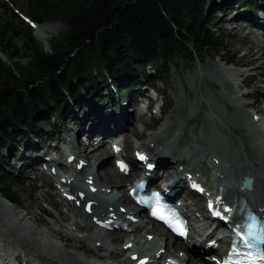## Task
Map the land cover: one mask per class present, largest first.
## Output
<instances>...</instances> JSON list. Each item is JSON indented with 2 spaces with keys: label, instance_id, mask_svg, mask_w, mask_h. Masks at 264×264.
Segmentation results:
<instances>
[{
  "label": "bare ground",
  "instance_id": "bare-ground-1",
  "mask_svg": "<svg viewBox=\"0 0 264 264\" xmlns=\"http://www.w3.org/2000/svg\"><path fill=\"white\" fill-rule=\"evenodd\" d=\"M216 9H218L217 4L214 6V10ZM223 15H226V13ZM236 15L241 20H246L250 24L249 26H252L241 28L245 30L243 38L251 43L252 49L259 55V58L252 62L253 64L249 62L246 64L249 68L255 69V71L259 70L260 75L264 77V27L258 26L260 17L256 14L251 15V12H239ZM220 20L224 21L225 16L220 18ZM38 28L39 25H35V29L37 30ZM53 29V25L44 27L45 31H52ZM39 32H41V28H39ZM219 60L227 65L226 71L236 74L237 65H240L239 63L228 65L229 59L221 55H219ZM259 61H263V63L259 64ZM210 65V73L208 71L197 73L195 74V78L197 79L199 76H202L208 84L210 81H217L225 90H229L232 86V89L236 90L237 87L239 88L242 85L236 83V88H234L235 85L230 78L218 73V64H215V66L214 64ZM237 73L239 72L237 71ZM246 83L249 84L247 81ZM220 93L214 94V98L222 108L217 105L216 100L211 95L205 94L203 91L202 94L197 92L199 99L197 100L195 111H201L206 103L210 107L209 117L207 118L208 125L205 127L207 134L205 136L195 137L191 143L183 141L182 135L185 133V127L181 123L180 118L178 121L177 117H171L169 123L164 125L161 132H154L147 136L150 139L148 143L139 144L135 147V152L141 151L147 154L148 160L142 162L143 165H140L139 162L141 161H138L134 155L130 159V165L132 167L127 172H121L118 165L112 167L110 160L106 161L108 165L105 168H102L103 163L98 165L94 164L92 168H90V165L91 160L99 154H108L111 158L116 155L113 150V142L109 146V138L116 139L121 134H126L132 129L133 122L127 118L128 115L132 116V114H126L124 108L121 116L108 117L107 123H95L92 119L89 122L86 120L83 123L81 122V127L83 128H81L80 133L87 136V139L83 140L82 138L84 136H77L72 139L70 144L72 149L71 156L74 158V162L71 165L76 163V166H78L83 162V167L82 169L76 167L72 172V176L67 177L66 182L56 186L58 190L56 196L60 198L59 204L69 206L68 212H59L58 218H53L52 222L45 221L42 216L35 215L33 213L34 206L38 205L40 199L48 201L54 209H58V202H55L49 193L36 196L34 201L26 205L21 212L17 211L16 207L7 199L0 196V206L2 207L0 208V228L4 230L3 234L7 233L13 238L7 243L11 245L12 249H3L5 253L2 256L3 259H1L3 260V264H169L171 259H179L186 264H217L216 255L221 253L223 244L228 241L227 236L219 230V228H225V226H216L213 230H210L213 226L212 223L207 218L202 221L199 215H196L195 217H191V230L193 233L188 238L179 239L175 243H172V239L168 240L167 236L166 241L158 243L156 240L157 236L164 233L162 226L160 224L156 225L154 220L147 214L145 216L148 219H145V217L141 218L142 209L133 207L136 203L132 195L129 194V191L132 189L134 183L142 177L141 168L147 166L149 162H155L157 165L155 170L156 174H159L157 172L158 168H166L167 173L163 177H158L159 180L153 184H157L162 180L169 181L174 178L172 180L173 187L187 186L190 176H195L206 187L204 191L207 197L206 210L210 194L218 197V193H220L219 188L222 187L223 190L221 192L224 196L220 202L222 203L225 216H228L229 220L242 218L240 215L241 205L243 203L250 206L264 219V152L261 146L255 143V141L252 147L246 144L242 145L234 141L232 142L231 135L232 131L241 126V123L246 124L245 122L249 123L246 125L251 130L250 133H252V128L256 132L262 133L260 127H256L254 123L260 121V118L256 117L255 114L257 112L264 113V110L259 108V102L256 100L257 102L252 105L255 110L254 116L252 115L250 118L242 113L240 107L232 98L227 97L224 91ZM262 93L264 94V90ZM250 95V93H246L242 97L244 98ZM229 104L233 106V109L230 110L233 112L231 116L225 112L231 109ZM178 105V111L183 113L182 97L179 98ZM97 112H101V109H98ZM100 115L103 117L102 114ZM190 120L192 118L188 119L187 122L189 123ZM103 121L105 122V120ZM220 122L223 123L222 126ZM87 124L91 125L89 129L88 127L86 129ZM212 127L213 130L210 131ZM221 129L228 136L226 142L219 140V131L221 132ZM72 135H75V133ZM252 138L253 140L256 139L253 134ZM94 141L97 143H94ZM116 143L121 145L122 141ZM124 145L126 148V144ZM228 146L233 148L234 156L228 154L232 151L225 152ZM208 147L211 148L209 149ZM61 150L62 148L59 149V151ZM42 156L44 155H36V158L31 160L33 164L29 167L34 168L35 165H39L41 163L40 157ZM208 158L211 159V166H208V168L202 167V164H205ZM44 160L46 161L45 163H48L45 156ZM115 162L114 165H116ZM225 163L229 165L228 170L225 167ZM58 164L63 165L60 160H58ZM210 169H216L219 176H223L224 173L227 174L228 171L233 178L230 183L228 179L224 180L220 178L218 184H215L214 179L216 176L212 173L211 175L209 174ZM103 173H107L113 179L118 180L113 190H108L101 185L99 179L103 176ZM245 176L254 178V188L252 190L241 188ZM62 177L63 175L60 176V179ZM129 182H131L130 189L127 187V183ZM214 188H216L217 193L214 192ZM67 190L77 196L72 202L63 198V193ZM99 190L109 193L107 196L111 195L113 200L111 202L99 200L97 198V192ZM179 195H181V192L177 193V198ZM78 200L82 202L81 207L75 205ZM88 203L92 205L93 213L91 214L86 211ZM19 204L22 203L18 202L17 205ZM70 204H74V207H71ZM199 206L204 208L202 205ZM186 208L189 211L191 209L189 204L186 205ZM28 212L33 213L32 216ZM113 220H121L126 223V227H120L122 230L119 232L121 233L119 240H127L122 248L108 250V256H96V254L91 253L92 250L84 248L83 245L78 246V248H83L93 256H96L100 261L85 260L78 253L66 249L68 246L66 242L70 241V237H81L78 234L79 231H88L93 226L99 232L97 225H100L101 222H110L113 225ZM68 222L70 223L67 224ZM144 231H146V234L143 236L142 233ZM196 232H200L199 236L201 239L198 249L204 252L199 254L189 252L187 257H184L180 253V250L183 249V245L188 244L186 240H191L196 237ZM109 233V230L102 234L97 233L98 235L92 242L95 243L94 245L97 242H101L104 247H108L107 238L105 240V237ZM151 234L153 237L150 236ZM214 239H217L216 243L209 245V242H213L212 240ZM1 243L2 241L0 240ZM208 251L216 252V255L210 256L209 261L206 260V253ZM115 257H124V260H120L121 262L119 263L111 261L110 258Z\"/></svg>",
  "mask_w": 264,
  "mask_h": 264
},
{
  "label": "trees",
  "instance_id": "trees-1",
  "mask_svg": "<svg viewBox=\"0 0 264 264\" xmlns=\"http://www.w3.org/2000/svg\"><path fill=\"white\" fill-rule=\"evenodd\" d=\"M239 1L250 8L264 4V0H29L25 15L33 22L67 25L49 40L46 50L32 35V27L0 0L8 15L0 25V50L9 61L24 52L30 56L26 64L7 63L0 56V196L14 206L20 202L13 190L20 178L9 170L13 165L3 166L4 149L16 159L23 139L37 140L39 129H56V121L73 115L71 100L89 102L96 109L107 101V93L115 97L114 87L131 100L144 84H163L175 58H191L208 46L219 50L222 43L210 27L213 12ZM19 28L28 36L24 52L15 43ZM230 58L229 63H235V57ZM166 107L171 109L170 101Z\"/></svg>",
  "mask_w": 264,
  "mask_h": 264
},
{
  "label": "rangeland",
  "instance_id": "rangeland-1",
  "mask_svg": "<svg viewBox=\"0 0 264 264\" xmlns=\"http://www.w3.org/2000/svg\"><path fill=\"white\" fill-rule=\"evenodd\" d=\"M3 1H5L8 4V6L13 9L15 13L18 14V12H23L24 14L26 13L29 15V6H28L29 0H3ZM221 1L222 0H218V3ZM239 3L241 2L239 1ZM239 5L240 4L231 6L232 8H230V10L228 7H226L225 9L216 10L213 12L214 18H213V21L210 23V27L216 32V35H218L222 43V46L221 48L219 47V50L217 47L208 46V47H205L200 53L197 52V54L191 58L188 57L187 59H183L181 57H177L175 58L174 61L172 60V62L168 64L169 65L167 67L168 70L167 72H165L163 76L164 83L163 84L158 83L154 85V87L156 89L161 90V94H163L157 101V105H161L163 104V102L166 104V102L168 101H170L171 103V109L166 114L160 116L159 110L156 107L157 108L155 110L156 116L154 115V112L152 113L150 112L151 115L150 114L146 115L145 120L139 121L138 114L133 113V111H131L132 109L130 108L127 109L129 105L127 107L124 106L125 104H127V102H129V100H127V102H124L123 106L119 110L117 109L116 106H113V110L115 113H113L112 110L108 111V110L103 109V111H105L107 114H104L103 112H97L98 109H101V107L94 109V106L90 104L89 102H86V101L75 102L71 100L70 105L73 107V109L70 111V113L73 114L74 117L72 118L66 117L65 120L62 122L56 121L57 129H54V130L52 129L49 130L48 128L39 129L40 131L38 133V136H37L38 138L36 142H35V139L29 140V142L27 138L23 139L20 144L21 146V149L19 151L20 153L16 157V159H13V156L10 155L6 149H4V156L7 157V162L6 164L4 163L3 166L5 165L4 167H6V165H11V166L13 165L14 168H11L9 170L13 172L12 173L13 176L19 175V178H20V181H18L17 184H15V186L13 187L14 192H16L17 196L19 197L20 203H22V204L15 206L17 211L21 212L22 209L25 208L26 205L31 204L34 201V198L36 196L49 193L51 198L55 202H58V205H59L58 209H54L48 201L40 199L38 205L34 206L33 213L35 215L42 216V218L45 221L52 222L53 218H58L59 212H62V213L68 212L69 206H66L61 203L59 204L60 198L56 196V192L58 191L56 188V184H58L57 180H55L54 178L51 179L50 176H48L44 171L39 169V166L46 162L44 160V156L49 155V152L47 151L48 149L54 150L55 149L54 147L57 148L61 145V141L58 140L59 135H60L61 140L71 139L72 136L73 137L74 136L76 137L84 136L83 134L80 133V130L81 128H83L81 127V122L83 123L85 120L89 122L90 119H92V121H95V123H99V124L107 123L109 119L108 117H113L117 115L121 116L124 108L126 110V114L131 113L132 116L128 115L127 118L133 122L132 129L129 130L126 134H121L119 136L125 141V144H126V148L124 147L120 155L122 156L126 155L129 157L133 155L134 153L133 149L136 146H138L139 144L148 143L150 141V139L147 138L149 134L154 133V132H161L164 128V125L169 123V120L171 117H177L178 121L180 118L181 123L184 125L185 133H183L182 135L183 141L191 143V141L195 137H199L201 135L205 136V134H207L205 127L206 125H208L207 118L209 117L210 107L206 103L205 107L201 109V111L199 112L195 111L197 100L199 99L197 96V92L202 94V91H203L205 94L211 95L212 98L216 100L214 98V94H217V93L221 94L220 92L224 91L225 95H227V97L232 98L233 101L240 107L242 113L245 116H248L250 118L252 115L254 116L255 110H254V107H252V105L255 102L258 101L259 108L264 110V94L262 93V91L264 90V77L260 75L259 70L255 71V69L253 70L249 68L248 66L246 68L241 67L244 64L247 65L246 63L248 62L253 64L252 62L257 60L259 58V55L255 53V51L252 49L251 43L247 39L245 40L243 38V36L245 35V30L241 28L252 27V26H249L250 24L246 20H241V18L237 17L238 15H235V13H239V12L249 13L252 9H249L247 7L246 8L244 7L243 9L237 8ZM229 11L230 12L234 11L235 13L233 12L231 15H229L227 14ZM224 13H226V15H223ZM256 15L263 18L264 9L261 8L260 10H257ZM7 16H8L7 8L5 6H2L0 2V25L2 24L1 22L2 19H4ZM223 16H225V20L221 21L220 18H222ZM19 17L22 18L20 15ZM231 17L232 19H230ZM23 20L32 27V31H33L32 35L35 37V39L38 42L43 44L44 49L46 50L49 49V43H48L49 40H51L52 38L56 36H59L62 32L67 30V25L64 22L56 21V22H47L46 23L47 25H44V24L42 26L39 25V28H41V32H39V28L36 30L34 26H32L29 22H27L25 19ZM49 25L51 26L53 25L54 29L52 31H45L44 27L49 26ZM17 32H18V36L15 38V43L21 49V51L24 52L26 51L25 48L29 46V44L27 43L28 36L25 30L21 28H19ZM2 50H0V56L7 63L13 61V62H21V63L26 64L30 61L29 54H25V52L20 54L17 58H13V60L9 61V59L2 53ZM219 55H221L222 57L228 58L229 60H231L230 56H234L235 57L233 58L234 62L240 64V65H237L238 66L237 71L239 73H237L236 71V74H234V72L226 71L227 65L220 62ZM262 63L263 61H259V64H262ZM210 64H214V66L215 64H218V68H217L218 73L224 74L226 77L230 78L232 83L235 85L234 88H236V83L238 85L239 84H242V85L239 88L237 87L236 90L232 89L233 86L229 90L227 89L225 90L222 87V85L218 83L217 81H214V82L210 81L209 82L210 85H209L208 83H206L205 79L202 76H199L196 79L195 74L197 73H204L206 71L210 73L211 71ZM228 65H233V63H228ZM239 66L241 68H239ZM253 66L255 67V65ZM246 81L249 82V84H247ZM195 82H197V84H195ZM144 89L143 88L136 89V92H137L136 94L142 95L144 92L143 91ZM246 93L247 94L250 93L252 96L250 95V96L243 98L242 97L243 94H246ZM180 97L183 98V106H182L184 108L183 113L178 111V108H179L178 100ZM108 102H109L108 108L110 109L112 107V99H109ZM215 102H217V100ZM77 104H79L78 107H77ZM217 105L221 107L218 104V102H217ZM229 106L231 109H228L225 112L229 116H231L233 112L230 110L233 109L232 108L233 106L232 104H229ZM102 107L104 108L103 105ZM165 109L166 107L163 106L162 110L164 111ZM100 114H102L103 117H101ZM255 115L256 117L260 118V121L254 124H256V127L257 126L260 127V130L262 133L256 132L254 128H252L253 129L252 133H250L251 130L246 125L249 123L248 122H245L246 124L241 123V126H239L236 130L231 132L232 142L234 141L237 144H242V145L246 144L252 147L253 142L255 141V143L261 146L262 151L264 152V147H263L264 146V113L257 112ZM191 118L192 120H190V122L188 123L187 122L188 119H191ZM103 120H105V122ZM222 124L223 123L220 122L221 126ZM90 126L91 125L87 124L86 129L87 127L89 129ZM146 126H149V127L152 126L153 128L148 129V127ZM212 130H213V127L210 131ZM73 133H75V135H72ZM219 134H220V138H219L220 141L223 140L226 142V140H228L227 134L224 131H222V129H221V132L219 131ZM252 134L256 138L255 140H253ZM82 139L83 140L87 139V136H84ZM111 139L112 138H109V141H108L109 146L111 143ZM48 140H50V142H48ZM94 143H97V142L94 141ZM122 145L124 144L122 143L121 147ZM208 148L210 149L211 147H208ZM229 148L230 150H228ZM126 150H128L127 153H125ZM225 150H226L225 152L227 153L229 151H232V152H229L228 154L232 156L235 155V153H233V148L231 146H228V148ZM38 152L42 154L43 152H45V154H43L44 156L40 157L41 163L39 165L38 164L35 165L34 168L29 167L30 165L33 164L31 160L36 157ZM31 155H33V157L29 158V156ZM58 155L60 157V161L65 160L64 154L60 153L59 150H58ZM116 156L114 158L113 157L111 158V156L109 157L108 154H99L95 158H93V160H91L90 168L94 167V164L98 165L100 163H103L102 168H105L108 165V163L106 162L107 160H110V165H112V167H115L114 160ZM225 165H228V164L225 163ZM208 166H211V159L209 158L205 164H202V167L208 168ZM60 167L64 168L66 166L62 165ZM74 169H75V165L69 167L68 170L70 171V173L68 174V176L70 177L72 176L73 174L72 172ZM214 172H215V169L209 170L210 175L211 173L214 174ZM99 181L101 185L104 186V188H107L108 190H113L115 187V183L118 180L113 179V177L111 175H108L107 173H103V176L99 179ZM130 183L131 182L127 183V187L130 186ZM106 193L107 192H104V191L100 192V196H107L109 194V193L107 194ZM182 195H186L188 197L191 209L195 207V205L193 204L195 200L198 201L202 199L199 205H203L204 208L202 209L199 206L198 208L200 211L199 215L201 214L203 216L206 213V208H205L206 202H205L204 197L200 196V197L194 198V195L189 194L188 190H186V192L182 191ZM70 206L74 207V204H70ZM0 208L2 207L0 206ZM191 209L190 211L188 210L189 213H192ZM28 213L30 214V216H32L33 214L31 212H28ZM145 214L146 213L142 212L141 218L145 217V219H148L146 218ZM194 215L196 214L193 213L192 216ZM80 220L84 221L82 219ZM69 223L70 222H68L67 224ZM150 225L152 226L151 223ZM119 232H121V230H114L113 232H110L109 234L106 235L105 240L107 238L106 241L108 242L107 243L108 247H104L101 242H97V244L94 245L95 243L92 242L93 239L98 235L97 233L102 234L103 230L102 232H97L96 228L92 226L90 230L88 231H84V230L79 231L78 234L81 236L80 238L70 237L69 239L70 241L66 242V244L68 245L66 249L69 251L78 253V255L82 256L85 260L98 261L99 259H97L96 256L98 255L108 256V253H107L108 250L115 249V248H122V246H124V243L127 240L126 239L119 240V236L121 234ZM3 233H4V230L0 228V234H1L0 240L2 241V243L0 244V264H3V260H1L3 259L2 256L5 254L3 252V249L5 248L12 249L11 245H8L7 243L13 239L7 233L5 234ZM142 234L144 236V234H146V231H144ZM156 240H162V243H163L164 241L167 240V233L164 232L163 234H159ZM79 245H83L84 248L88 250L89 249L92 250L91 253L96 254V256H93L91 253L85 251L83 248L82 249L78 248ZM95 249H98V250H95ZM209 256H213V255H209ZM124 257L122 258L115 257V258H110V259L111 261L119 263L124 260ZM206 260L209 261V259H206Z\"/></svg>",
  "mask_w": 264,
  "mask_h": 264
},
{
  "label": "snow or ice",
  "instance_id": "snow-or-ice-1",
  "mask_svg": "<svg viewBox=\"0 0 264 264\" xmlns=\"http://www.w3.org/2000/svg\"><path fill=\"white\" fill-rule=\"evenodd\" d=\"M140 159H144L143 156L140 157ZM121 167V170H125V166L121 163L119 165ZM202 191V189H201ZM211 207V204H210ZM180 235H184L183 228L180 227L178 229ZM260 239L257 237L255 231L253 230V226L249 225L247 228V235L246 236H240L241 242L244 244L245 247L251 248L253 247V240H258ZM226 264H231V261L226 262ZM243 264H264V255L260 256L259 259L257 260L256 258L251 256V253L248 254V258L246 259Z\"/></svg>",
  "mask_w": 264,
  "mask_h": 264
},
{
  "label": "water",
  "instance_id": "water-1",
  "mask_svg": "<svg viewBox=\"0 0 264 264\" xmlns=\"http://www.w3.org/2000/svg\"><path fill=\"white\" fill-rule=\"evenodd\" d=\"M254 178L253 177H244V180L242 182V188H246L248 190H251L253 188Z\"/></svg>",
  "mask_w": 264,
  "mask_h": 264
}]
</instances>
